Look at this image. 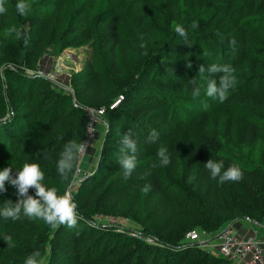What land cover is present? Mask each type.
Returning a JSON list of instances; mask_svg holds the SVG:
<instances>
[{
	"label": "trees",
	"instance_id": "1",
	"mask_svg": "<svg viewBox=\"0 0 264 264\" xmlns=\"http://www.w3.org/2000/svg\"><path fill=\"white\" fill-rule=\"evenodd\" d=\"M154 1L162 9L166 25L172 27L178 18L175 0ZM13 2L17 5L16 0ZM126 5L124 13H128L132 2ZM232 6L231 2L227 5L222 1L218 4L208 2L211 15L195 22L192 29L200 33L218 30L223 38L234 36L240 55L238 62L246 61L251 70L264 67V56L249 53L246 46L248 28L264 32L262 23L256 19L249 24L243 23L245 14L235 15ZM53 8L44 6L41 10L52 12ZM119 10L118 4H92L83 16L82 30L86 42H90L99 27H106L100 41L108 49L111 71L116 75L127 72ZM224 16H229V22L225 28H219ZM54 20L58 22L59 18L53 13L47 18L42 14L25 16L18 12L20 42L0 39V56L11 60L1 77L4 88L0 92V170L12 167L15 176L25 161L38 163L45 174L46 185L57 187L61 194L70 191L82 219L75 228L61 225L52 229L43 221H31L23 216L18 220L0 217V264H23L25 257L34 250L41 252L47 264H231L219 252L216 255L205 249L203 244L207 246V243L201 242L199 232L216 234L219 238L226 227L233 229L237 221L245 218L264 225V75L248 74L244 82L230 90L228 102L223 104L229 116L227 146L238 153L222 152L215 142L197 140L189 130L198 126L208 136L213 135L211 129L218 135L221 132L220 118L213 119L209 114L211 107L215 108L214 103L204 94L203 86L209 74L198 72L201 65L207 69L214 60L209 54L199 53L193 35H188L189 46L184 39L173 37L168 28L162 27L166 48L148 50L144 67L149 69L141 73L137 86L112 95L95 63L88 65L87 78L83 81L70 79L73 90L58 85L49 76L38 75L43 47ZM74 22L75 14L69 12L62 25L71 30ZM2 24L7 29V19L2 18ZM139 24L146 34L151 33L143 17ZM67 47L76 46L67 44ZM227 61L230 63L229 57ZM27 69L35 74L28 75ZM152 71L154 76L146 85L145 79ZM193 79L202 86L201 95L195 98L188 83ZM133 90L139 92L134 94ZM121 96L123 99L118 106L110 109ZM197 105L201 109H197ZM180 106L197 112L183 114ZM101 108L106 111L94 129L98 123H103L107 131L97 163L93 164L91 155L86 152L80 157L78 168L81 172L82 167L89 165L92 170L75 183L71 175L62 178L56 170L59 153L69 141H85L90 123L88 110ZM182 115L194 119L192 123L187 122L191 127L184 125L186 128L182 129L177 124L176 130L172 126L161 129L169 125L171 119ZM153 129L159 139L150 143L148 136ZM166 130L173 132L166 134ZM125 134H131L137 143V167L127 179L118 163L120 140ZM161 145L168 149L171 163L153 167ZM211 158L223 160L225 170L232 164L239 166L243 178L224 183L218 178L212 179L204 167ZM166 171L172 178L189 185L190 196L176 191L178 185H171L172 179L169 180ZM148 185L150 190L142 191ZM5 188V192H0V207L6 201L16 203L20 198L16 188L8 183ZM29 195H35L34 189L29 190ZM145 196L153 208L143 227L118 229L100 220L131 198L140 201ZM191 232H196L199 239H189L187 235ZM5 235L12 236L15 247L6 244Z\"/></svg>",
	"mask_w": 264,
	"mask_h": 264
},
{
	"label": "rangeland",
	"instance_id": "2",
	"mask_svg": "<svg viewBox=\"0 0 264 264\" xmlns=\"http://www.w3.org/2000/svg\"><path fill=\"white\" fill-rule=\"evenodd\" d=\"M222 1L223 5H227L228 2L233 4L232 12L235 15L245 14V19L243 23L249 24L251 20L256 19L258 22L262 23L264 29V0H175V4L178 11L177 22L172 26L168 27L165 22V15L162 9L155 4L154 0H16V3L24 2L28 5V10L25 16L28 15H44L47 18L52 16H57L59 21L54 20L51 23V29L47 38V42L43 47V64L44 70L52 67V72L49 74L50 79L58 83V85L65 86V80L70 76V79H75L78 82L83 81L87 78V68L90 63H95L97 69L102 71L104 78L108 83V91H111L112 95L117 94L121 89L133 88L137 86V81L140 78L142 72H146L149 68H145V54L148 50L156 51L159 48H166L167 39L161 31L162 27H166L170 30V34L173 37H178L183 39L175 32L176 25L183 26L188 35H193L195 39V45L198 46L199 53L202 56L211 55L214 63L216 64H230L234 69V75L236 77V85L244 82V78L248 75H264V67L260 66L257 70H251L250 65L244 61L243 63L238 62L240 55L237 50V43L233 44L234 36L230 38L220 37L218 30L211 31L207 30L203 33L197 32L192 29V25L195 22L206 20L212 13L210 8H208V2H214L218 4ZM132 2L131 8L128 13H124L126 4ZM110 4H118L120 6L118 18H119V30L122 42L125 46V53L127 55V72L121 75H116L111 71L110 59L108 54V49L101 44L102 36L106 32V27H99V31L94 39L90 42H86V38L82 34L84 28L83 16L86 9L92 4H98L104 6ZM4 6L6 12L0 14V39H4L10 43L20 42V23L18 21V10L16 5H14L13 0H4ZM44 6H54L52 12H44L41 10ZM69 12L75 14V22L71 30H66L65 25L62 22L66 19ZM251 12V13H250ZM250 13V14H248ZM148 24L151 29V33L146 34L141 25L139 24V19L142 18ZM2 18L7 19V29L3 27ZM222 22V26L219 28H225L226 24L229 22V16L225 18ZM215 24L216 21H215ZM257 27V26H256ZM246 46L248 52L251 54H258L264 56V32L262 30H256L254 28H248V39L246 41ZM67 44H74L76 47H67ZM181 47V43L178 45ZM178 49H175L177 52ZM197 53L198 55H201ZM122 54V53H121ZM123 55V54H122ZM228 57L230 63H228ZM233 61H236L234 64ZM11 60L6 57L0 56V92L3 91V84L1 83V77H3L4 68L10 65ZM146 69V70H145ZM60 70V72H59ZM151 70V69H150ZM149 70V71H150ZM150 77L145 79V84L148 85L149 79L153 78L154 71H152ZM26 73L28 75H34L35 72L27 69ZM205 73V72H204ZM39 74H43L40 71ZM203 74V73H200ZM219 75V74H218ZM258 84V81L256 85ZM69 89L73 90L72 87L67 86ZM134 91L137 94L139 91ZM230 97V92L228 99ZM227 99V100H228ZM218 100L210 99V103H214L215 108L210 109V116L215 119L219 117V122L221 125L220 134H216L213 129L211 132L213 135L208 136L207 133L201 132L198 126L194 129L189 128L190 123L193 122L191 116L182 115L177 116L175 119H171L169 125L163 128L174 127V130L178 129L177 124L182 129L186 127L198 138L197 140H208L209 142H215L219 147V151L226 153H238V150H232L227 146L226 138V124L229 116L225 113V108L223 104ZM223 105V107H220ZM201 109L199 105L196 107ZM250 108H252L250 106ZM207 109V108H206ZM179 110L184 114H196V109H187L184 106H180ZM200 111V110H199ZM186 117H189L187 120ZM190 121V123H187ZM173 124V125H172ZM234 124L238 128V123L234 120ZM184 125H187L186 127ZM106 126L103 123H98L95 130L96 134L92 140V143L87 148L88 154H92L91 162L93 164L97 163L98 151L101 149V145L106 134ZM173 130H166V134H171ZM97 136V137H96ZM238 137V134H237ZM90 154V155H91ZM215 161L218 159L211 158ZM84 161V160H83ZM166 176L170 179L171 185H178L176 191L189 193V185L182 183L180 180H176L171 177L169 172H165ZM80 172L76 178L80 181L84 176ZM187 190V191H186ZM153 208L147 196L142 200L136 198H131L125 205H122L116 211L110 213L108 216L100 217V220L116 226L118 229H129L141 228L143 227L146 220L149 218L150 212ZM192 224V223H191ZM199 232V231H198ZM201 242H204L203 238L206 234L201 232ZM218 240V239H217ZM217 240L214 238V244H217ZM203 244V243H202ZM205 249H211L212 247L204 246ZM214 250V248H212ZM215 252H219L215 249ZM46 259L43 260V264H47Z\"/></svg>",
	"mask_w": 264,
	"mask_h": 264
},
{
	"label": "clouds",
	"instance_id": "3",
	"mask_svg": "<svg viewBox=\"0 0 264 264\" xmlns=\"http://www.w3.org/2000/svg\"><path fill=\"white\" fill-rule=\"evenodd\" d=\"M18 12L23 15L28 10V5L24 2L17 3ZM6 12L4 0H0V14ZM175 32L184 39L185 44L191 46L188 42V32L181 26L176 25ZM27 46V40L24 41ZM235 44V41H232ZM190 66V65H189ZM200 73L207 72L209 78L204 87L206 97L223 103L228 99L230 90L236 84L234 75L235 69L230 64H210L207 69L203 65L199 67ZM218 75V79L216 78ZM192 86L193 97L201 95L202 86L193 79L188 82ZM206 106V105H205ZM159 139V134L155 129L151 130L148 136V142H155ZM120 155L118 163L121 166L122 175L127 179L137 167V143L131 134H125L120 140ZM87 145L78 143L75 140L69 141L64 145L63 150L59 153L56 162L57 173L62 178L70 175L73 177V183L76 182V174L79 172L78 162L80 157L86 152ZM157 161L153 167H165L171 163L168 149L161 145L156 152ZM204 167L210 173L212 179H219L220 183L226 181L238 182L243 178V172L239 166L232 164L226 170L224 169L223 160L215 161L209 159ZM83 178H81L82 180ZM45 174L36 162L25 161L22 167L12 175V167H5L0 170V192H5V184L8 183L17 189V196L20 197L16 203L6 201L3 207H0V217L5 220H18L21 216L31 221H43L52 229L63 225L69 229L75 228L82 217L77 211L70 191L65 190L63 194L55 186H48L44 183ZM34 189L35 195H29V190ZM150 190V185L145 186L142 191ZM3 240L9 247H15L13 238L5 235ZM23 264H43V258L39 250H34L30 255L25 257Z\"/></svg>",
	"mask_w": 264,
	"mask_h": 264
},
{
	"label": "built area",
	"instance_id": "4",
	"mask_svg": "<svg viewBox=\"0 0 264 264\" xmlns=\"http://www.w3.org/2000/svg\"><path fill=\"white\" fill-rule=\"evenodd\" d=\"M122 99V96L118 98L116 102L111 105L110 109L116 108ZM105 111V108H101L100 110H88L90 123L88 127L87 138L83 142L87 145L86 150L92 143V140L95 136V123L101 119ZM133 235L143 240H150L149 238H145L139 234ZM187 236L191 240L199 239V235L196 232H191ZM218 240V250L220 255L228 259L231 264H264V246L257 238L240 237L232 228L226 227L223 231H221Z\"/></svg>",
	"mask_w": 264,
	"mask_h": 264
},
{
	"label": "crops",
	"instance_id": "5",
	"mask_svg": "<svg viewBox=\"0 0 264 264\" xmlns=\"http://www.w3.org/2000/svg\"><path fill=\"white\" fill-rule=\"evenodd\" d=\"M91 156L93 155L91 154ZM91 170H92V167L87 165L85 168L82 167L81 173L83 176H85V174L89 173ZM79 173H80V170H79ZM233 229L235 233H237L240 237H255L258 240H260L262 245L264 246V225L257 224L248 219H241L234 224ZM213 238L215 240L218 239L216 234L207 233L206 236L203 238V240L204 242L207 243L206 244L207 247L214 248V250H212V248L208 250L211 251L213 254L218 255L219 253L215 252V249L218 250L217 248H218L219 240H217V244H214V241H212Z\"/></svg>",
	"mask_w": 264,
	"mask_h": 264
},
{
	"label": "water",
	"instance_id": "6",
	"mask_svg": "<svg viewBox=\"0 0 264 264\" xmlns=\"http://www.w3.org/2000/svg\"><path fill=\"white\" fill-rule=\"evenodd\" d=\"M43 61H44V59L42 58V59L40 60V62H39V65H40V71L43 73L44 76H49V74H51V72H52V67H50V68L44 70L43 67H42ZM59 72H60V70H59ZM69 85H70V76L66 78V80H65V86H64V87H65V88H68L67 86H69ZM69 190H71V188H70ZM245 219L250 220L249 218H245ZM251 221H252V220H251ZM252 222H254V221H252Z\"/></svg>",
	"mask_w": 264,
	"mask_h": 264
}]
</instances>
